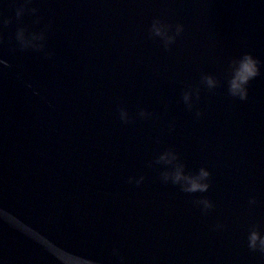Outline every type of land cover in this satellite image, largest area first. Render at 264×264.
Returning a JSON list of instances; mask_svg holds the SVG:
<instances>
[{
  "label": "water",
  "instance_id": "95a60500",
  "mask_svg": "<svg viewBox=\"0 0 264 264\" xmlns=\"http://www.w3.org/2000/svg\"><path fill=\"white\" fill-rule=\"evenodd\" d=\"M23 3L0 0V264H264L248 247L264 236V0H32L17 21ZM154 19L183 25L170 50ZM18 26L45 30L44 51L20 50ZM245 53L262 63L242 102L227 69ZM168 149L208 192L161 181L148 165Z\"/></svg>",
  "mask_w": 264,
  "mask_h": 264
},
{
  "label": "clouds",
  "instance_id": "9594fccd",
  "mask_svg": "<svg viewBox=\"0 0 264 264\" xmlns=\"http://www.w3.org/2000/svg\"><path fill=\"white\" fill-rule=\"evenodd\" d=\"M32 0H24V3L16 8L15 18L20 21L25 13H30L36 15L38 12L37 8H29L28 5L31 4ZM39 24V19L35 21ZM12 24L11 18H0V27L6 28ZM45 30L37 32H28L26 27L18 26L16 29L15 39L18 43L20 50L25 51L31 49L36 52H43L45 49ZM184 31L182 24L175 25V33L172 32V26L159 20L154 19L149 30L150 38L158 37L164 44L165 50H170V45L174 44L176 38L180 36ZM0 43H3L2 38H0ZM52 53H46L47 58H51ZM261 61L254 58L250 53H245L239 59H233L228 66V94L233 98H237L240 101H247L249 92L248 86L252 80L261 75L260 67ZM0 64L8 67L6 61L0 60ZM201 83L205 85L209 90H213L219 86V81L216 77L212 75H202ZM31 87V85H28ZM195 95L196 99L200 98V89L196 88L194 90L190 89L183 93V102L187 106L188 110L191 111L192 97ZM120 119L123 123L128 124L132 121L129 118L128 112L121 108L119 110ZM141 119H148L153 114L141 109L138 113ZM203 115L202 112L197 111L196 117L199 118ZM153 165H163L165 170L160 173V179L163 183L179 186L180 190L184 193L195 194V193H206L209 191L210 183V172L205 168L201 167L196 174L186 173L185 165L180 162L178 154L173 149H168L161 153L154 162H151L148 166ZM145 177L141 176L138 180L135 178H129V183L135 182L137 186L143 183ZM250 204L254 205L256 203L255 199L249 201ZM195 204L203 206V211L214 207L213 203L207 199H199L195 201ZM219 227V226H218ZM248 247L252 251H259L264 253V236H262L259 230L254 226L248 235Z\"/></svg>",
  "mask_w": 264,
  "mask_h": 264
}]
</instances>
